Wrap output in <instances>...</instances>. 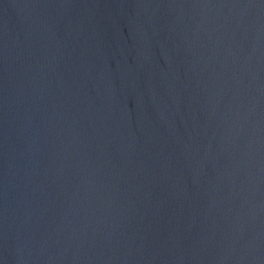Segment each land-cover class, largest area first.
<instances>
[{"label":"water","instance_id":"obj_1","mask_svg":"<svg viewBox=\"0 0 264 264\" xmlns=\"http://www.w3.org/2000/svg\"><path fill=\"white\" fill-rule=\"evenodd\" d=\"M0 264H264V0H0Z\"/></svg>","mask_w":264,"mask_h":264}]
</instances>
